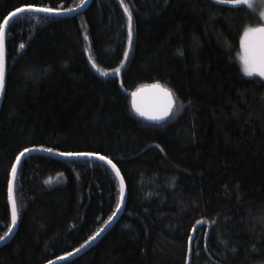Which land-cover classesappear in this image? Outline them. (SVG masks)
Listing matches in <instances>:
<instances>
[{
	"label": "trees",
	"instance_id": "obj_1",
	"mask_svg": "<svg viewBox=\"0 0 264 264\" xmlns=\"http://www.w3.org/2000/svg\"><path fill=\"white\" fill-rule=\"evenodd\" d=\"M252 1L90 0L76 14L13 18L0 104V236L23 149L99 153L122 174L123 210L93 245L58 264H185L193 228L189 264H264V80L246 76L238 60L242 32L261 21ZM80 3L0 0V23L21 6ZM155 82L175 99L158 124L130 102L131 91ZM119 195L101 161L26 155L0 264H45L73 251Z\"/></svg>",
	"mask_w": 264,
	"mask_h": 264
},
{
	"label": "snow or ice",
	"instance_id": "obj_2",
	"mask_svg": "<svg viewBox=\"0 0 264 264\" xmlns=\"http://www.w3.org/2000/svg\"><path fill=\"white\" fill-rule=\"evenodd\" d=\"M81 4H83L84 0H80ZM226 3L229 4H247L248 0H225ZM121 3L123 4V0H121ZM34 5H25L21 8H16L13 11L8 12L6 16H4V22L7 23L9 21V18L12 17L15 13H19L24 10V8H33ZM41 11H59L57 9H50V8H44L39 9ZM125 12H128L129 16V40H131L132 32H131V13L129 12L127 6H124ZM261 17H264V12H261ZM5 23H0V87L3 86L4 83V62L2 59V50H3V39H4V28ZM255 37V42H253L250 38ZM241 46L244 48L245 54L241 57V60L243 62V72L249 76L256 73L260 77H264V23L257 24L255 26L246 27L244 29V33L241 36ZM127 54V51L126 53ZM123 63V61H121ZM95 67V65H93ZM117 72H119V68L116 69ZM152 89H155L164 99V103L154 109V110H148L145 109L141 103L139 102V97L141 93L143 92L142 88H137L135 91L131 93V105L133 110L139 114L140 116H145L148 119L152 120H163L165 117L169 115V113L173 109L174 105V99H173V93L171 90H169L167 87L161 85L159 82H156L149 86ZM29 151L28 148L23 149L24 153H27ZM63 155H91L96 156L101 160L107 161L108 164L112 166V168L116 172V176L120 177V171L117 168L116 164L112 162L108 157L106 156H100L99 153H62ZM20 160V155L17 156V161ZM16 167L17 165L13 163L12 165V173L11 177L8 181V198L9 201L12 203V222L13 224L16 222L17 219V208H16V202L14 200L13 196V178L16 174ZM124 197V181L123 178L120 177V199L123 200ZM121 206V203L118 202L116 204V207L119 208ZM115 215V213H113ZM113 217L109 216L108 221H110ZM108 221H105V224L108 223ZM12 226L9 225V231H11ZM100 231V229L97 230V232H94L92 236L88 237V240H86L84 243L87 244L89 241H91ZM9 235V232H5L2 236H0V240H3L5 237ZM191 240V237H190ZM76 249H73V252H75ZM65 256L69 255V253H65ZM48 264H51V261L48 262Z\"/></svg>",
	"mask_w": 264,
	"mask_h": 264
},
{
	"label": "water",
	"instance_id": "obj_3",
	"mask_svg": "<svg viewBox=\"0 0 264 264\" xmlns=\"http://www.w3.org/2000/svg\"><path fill=\"white\" fill-rule=\"evenodd\" d=\"M89 2H90V0H84L83 4L80 3L78 6H76L74 8H70L68 10H59V11H41L39 9H44L45 7H38V6H34L33 8H30V9L29 8H24L23 11H21L19 13H15L12 17H10L9 21L7 23H5L4 20H3L2 23H5V28H4L2 59H3V62H4V69L5 70H4V83H3V86L0 87V104H1V101H2L3 92H4V85H5L6 65H5V46L4 45H5V32H6V29H7V26L9 24V22L13 18H15L18 15H20L22 13H25V12H35V13H40V14H45V15H52V16L76 14V13L82 11L88 5ZM21 7H19V8H21ZM152 84H154V83L145 84V85L137 87V88H142L143 89V92L141 93V95L139 97V102L141 103V105L145 109H148V110H154V109L160 107L164 103L163 97L155 89H152V88L149 87ZM136 89H134L133 91H135ZM133 91H131V93ZM131 93H130V102H131V99H132ZM173 99H174V96H173ZM174 104H175V99H174ZM134 113L138 117H140L142 120H144L146 122L157 123V124L165 121L171 114V112H170L169 115L167 117H165L163 120H152V119H148L145 116H140L135 111H134ZM28 149H29V151L27 153H24L22 151V152H20L18 154V155H20V160L19 161H17V157H16L15 162H14L17 165L16 173H17L18 166H19L20 162L22 161V159L26 155L31 154V153H43V154L55 156V157H58V158H65V159H77V158L95 159V160L101 161L102 163L106 164L111 169V171L113 172L114 176L117 179V182H118V185H119V189H120V177H122V174L120 173V177H117L116 176V172L112 168V166L110 164H108L107 161L101 160V159H99L96 156H91V155H63L62 153H64V152H56V151H52V150H49V149H42V148H37V147H32V148H28ZM100 156H102V155H100ZM11 173H12V169H11ZM10 177H11V174H10ZM15 179H16V174H15V177L13 178V196H14ZM123 181H124V179H123ZM126 195H127V190H126V184L124 182V197H123V200L121 201L120 195H119V202L121 203V206L119 208H116V210L114 211L115 215H113V214L111 215L113 218L110 221L107 220L108 223L107 224L104 223L103 226L100 228V231L98 232V234L91 241H89L87 244L83 243L81 246L76 248L75 252H73V251L68 252L69 255H67V256H65L63 254V255H61L59 257H56V258L50 260L51 264H58V263H61V262L65 261V260H68V259H70V258H72V257H74V256H76L78 254H81L83 251H85L91 245H93L114 224V222L119 218V216H120V214H121V212L123 210V207H124V203H125V200H126ZM7 196H8V189H7ZM8 202H9V208H10V213H11V224L10 225L12 226V228H11V231H9V229L7 230V232H9V235L7 237H5L3 240H0V245H2L5 242H7L13 236V234H14V232L16 230V226H17V219H16V222L14 224L12 222V203L9 201V198H8ZM193 230H194V228L192 229V232H191V236H190L191 239L193 237ZM190 245H191V240L189 238V240H188L187 258H186V263L185 264H189V261H190V248H191ZM48 262H46L45 264H48Z\"/></svg>",
	"mask_w": 264,
	"mask_h": 264
},
{
	"label": "rangeland",
	"instance_id": "obj_4",
	"mask_svg": "<svg viewBox=\"0 0 264 264\" xmlns=\"http://www.w3.org/2000/svg\"><path fill=\"white\" fill-rule=\"evenodd\" d=\"M250 6L252 8H254L255 10H257V12L259 13V15L261 14V12H264V0H253L251 3H250ZM260 18H261V21L257 24H260V23H264V17H261L260 15ZM255 24V25H257ZM254 25V26H255ZM248 27H251V26H248ZM244 31L242 32L241 36L243 35ZM253 42H255V37H251L250 38ZM245 54V51H244V48L241 46V37H240V44H239V52H238V60H239V63H240V66H241V69H243V62L241 60V57ZM243 71V70H242ZM244 73V72H243ZM245 74V73H244ZM246 76H249L247 74H245ZM251 76H256V77H259L261 79L264 80V77H260L258 74L254 73L252 74Z\"/></svg>",
	"mask_w": 264,
	"mask_h": 264
},
{
	"label": "bare ground",
	"instance_id": "obj_5",
	"mask_svg": "<svg viewBox=\"0 0 264 264\" xmlns=\"http://www.w3.org/2000/svg\"><path fill=\"white\" fill-rule=\"evenodd\" d=\"M115 177V176H114ZM116 178V177H115ZM117 180V179H116Z\"/></svg>",
	"mask_w": 264,
	"mask_h": 264
}]
</instances>
